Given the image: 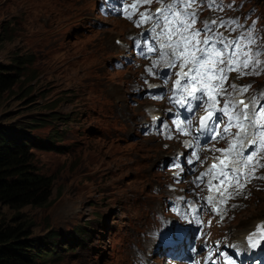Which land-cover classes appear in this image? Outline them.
Instances as JSON below:
<instances>
[{"label": "rangeland", "instance_id": "374dc122", "mask_svg": "<svg viewBox=\"0 0 264 264\" xmlns=\"http://www.w3.org/2000/svg\"><path fill=\"white\" fill-rule=\"evenodd\" d=\"M97 1L0 0V64L23 62L19 82L0 97V122L39 124L32 137L53 144L30 146L31 165L52 180L48 201L1 206V215L35 236L87 234L81 246L61 245V258L40 264H133L150 255L147 232L171 197L163 162L177 147L142 131L161 105L143 98L136 67L115 65L128 57L136 31L102 17ZM248 1L264 25V0ZM247 203L229 219L234 238L264 221V192Z\"/></svg>", "mask_w": 264, "mask_h": 264}, {"label": "snow or ice", "instance_id": "6c2138e0", "mask_svg": "<svg viewBox=\"0 0 264 264\" xmlns=\"http://www.w3.org/2000/svg\"><path fill=\"white\" fill-rule=\"evenodd\" d=\"M139 2L151 5L153 0ZM158 3L160 7L154 12H139L134 23L136 27L147 26L146 52L155 53L167 67L178 68L172 102L190 115L186 121H174L175 130L184 135L198 133L194 137L197 143L190 144L189 147L201 151L205 147L202 139L205 136L210 143L227 141L225 149H214L209 172L201 173L196 181L204 183L203 178L217 168L219 161L221 168L214 179L221 184L235 181L232 185L234 192L230 196L234 199L235 195L243 194L251 180L264 179V176L257 175L258 170L264 168L259 159L264 156V90L248 97L245 94L252 85H225L231 72H237L241 76H258L264 72V34L257 33L255 21L247 25L235 18L205 20L201 22L203 27L197 28L196 9L206 7L222 13L233 7L232 4L226 5L224 0H158ZM131 7L133 11L124 14L130 21L137 16V5L133 4ZM221 29L234 34L235 38H229ZM147 40L152 43L147 44ZM147 71L152 73L153 69L149 68ZM170 78L167 76L165 80ZM221 103L223 106L217 107ZM201 110L204 115L193 128L192 120ZM217 112L220 113L219 116H216ZM216 152L221 155H215ZM193 157L200 160L196 151H193L185 158L188 165L195 162ZM178 159L173 160L170 166L183 171V165L177 162ZM207 159L201 162H206ZM207 183L209 187L212 186L211 180ZM217 202L212 196H208L206 202L197 207L199 201L193 203L185 200V210L177 209V213L186 217L190 209L197 219L205 210L220 215ZM246 240L248 246L257 247L258 241L264 240V225L249 233ZM232 247L239 256V246ZM222 255L227 259V254ZM232 264H235L234 260Z\"/></svg>", "mask_w": 264, "mask_h": 264}, {"label": "trees", "instance_id": "16d2710c", "mask_svg": "<svg viewBox=\"0 0 264 264\" xmlns=\"http://www.w3.org/2000/svg\"><path fill=\"white\" fill-rule=\"evenodd\" d=\"M21 59L17 65L0 64V97L13 90L19 82ZM34 126L18 121L0 122V207L14 210L28 205H43L50 196L52 180L31 165L32 148H53L50 139L32 137ZM87 234L80 230L74 236L51 231L46 236H35L25 225L11 226L5 222L0 208V264H40L51 258H61L60 246H81Z\"/></svg>", "mask_w": 264, "mask_h": 264}, {"label": "bare ground", "instance_id": "6f19581e", "mask_svg": "<svg viewBox=\"0 0 264 264\" xmlns=\"http://www.w3.org/2000/svg\"><path fill=\"white\" fill-rule=\"evenodd\" d=\"M123 22V21H122ZM124 23V22H123ZM153 160V159H152ZM228 225V220H225L224 222H223V226L224 227H226ZM254 229V227L252 228V229H249L248 231H245L246 230V228H245V230L244 231H242V232H240V233H238L237 234V238H243L247 233H249L250 231H252Z\"/></svg>", "mask_w": 264, "mask_h": 264}, {"label": "water", "instance_id": "95a60500", "mask_svg": "<svg viewBox=\"0 0 264 264\" xmlns=\"http://www.w3.org/2000/svg\"><path fill=\"white\" fill-rule=\"evenodd\" d=\"M168 162H169V159H166L164 163L167 164Z\"/></svg>", "mask_w": 264, "mask_h": 264}]
</instances>
